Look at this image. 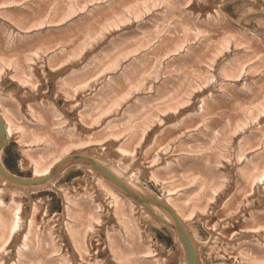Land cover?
I'll return each mask as SVG.
<instances>
[{"label": "bare ground", "instance_id": "1", "mask_svg": "<svg viewBox=\"0 0 264 264\" xmlns=\"http://www.w3.org/2000/svg\"><path fill=\"white\" fill-rule=\"evenodd\" d=\"M201 1L0 0V264H264L260 8Z\"/></svg>", "mask_w": 264, "mask_h": 264}, {"label": "rangeland", "instance_id": "2", "mask_svg": "<svg viewBox=\"0 0 264 264\" xmlns=\"http://www.w3.org/2000/svg\"><path fill=\"white\" fill-rule=\"evenodd\" d=\"M206 1L217 3L218 5H222L224 8L227 5V7H226L227 9H225V10H226L227 14L229 15V17L233 21L236 22L234 24H236V25L241 24V25L245 26L246 28L253 29V30H255L256 34L259 37H262L264 39V0H257L258 4H259L260 12H256L254 14V16L247 14L246 17L249 19V21L246 24L239 21V20H243V17L238 16L239 13H241L240 9H242V8L240 7V9H238L235 5L231 4V2H234V1H230V0H206ZM246 1H249V0H241V1L239 0L238 2L245 4V3H247ZM201 2H204V0H202ZM238 5H240V4H238ZM236 9L239 11V13L236 11ZM259 21H262L263 23H260ZM258 22H259V24H258ZM242 82H243V76H241V78H239L237 80V85L241 86ZM3 162H4V165L7 167V169L9 170L10 173L23 177L22 172H21L22 169L20 168V159H19V155L17 152V148H16L15 144H13L12 142L8 143L4 148ZM213 168H214L213 172L216 171L218 173L219 167H218V169H217V167L215 168V166ZM76 173H77V175L69 176L67 178V180L64 182L65 183H71L74 181V178L76 176H81V173H79L78 170H76ZM27 174H29V173H27ZM255 186H256V188L254 190L255 191L254 195H256V197L259 196V197L264 199V190L262 189L261 184H258ZM158 192H160V190L156 191L157 194H158ZM48 194L49 195H47V194H45V195H47V199H48L49 212L50 213L60 212L61 211V204H60V200H59L58 196L53 192L48 193ZM45 195H43V196H45ZM154 237L158 241V243L163 246L166 253L170 252L173 249L172 238L168 234V232L165 231L164 229L155 230L154 231ZM101 255H102V253H99V257H101ZM208 264H225V263H224V259L216 257V258L208 261Z\"/></svg>", "mask_w": 264, "mask_h": 264}, {"label": "water", "instance_id": "3", "mask_svg": "<svg viewBox=\"0 0 264 264\" xmlns=\"http://www.w3.org/2000/svg\"><path fill=\"white\" fill-rule=\"evenodd\" d=\"M3 135V130H2V127L0 126V137ZM2 139V137H1ZM3 143H4V140L2 139ZM57 165V164H56ZM55 165V166H56ZM54 166V167H55ZM8 176H10L11 179L13 180H16V181H25L23 180L22 178L20 177H17V176H14L10 173H8ZM113 180V179H112ZM116 182V181H115ZM183 240H184V244H185V247H186V253H187V261H188V264H190V257H191V252H190V246L188 244V242L185 240V238L182 236Z\"/></svg>", "mask_w": 264, "mask_h": 264}]
</instances>
